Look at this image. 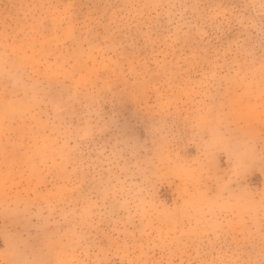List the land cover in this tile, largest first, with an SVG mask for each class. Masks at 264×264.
I'll use <instances>...</instances> for the list:
<instances>
[{"label": "rangeland", "instance_id": "374dc122", "mask_svg": "<svg viewBox=\"0 0 264 264\" xmlns=\"http://www.w3.org/2000/svg\"><path fill=\"white\" fill-rule=\"evenodd\" d=\"M0 264H264V0H0Z\"/></svg>", "mask_w": 264, "mask_h": 264}]
</instances>
